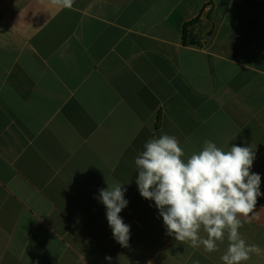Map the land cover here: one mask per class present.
Returning <instances> with one entry per match:
<instances>
[{"label": "crops", "instance_id": "crops-1", "mask_svg": "<svg viewBox=\"0 0 264 264\" xmlns=\"http://www.w3.org/2000/svg\"><path fill=\"white\" fill-rule=\"evenodd\" d=\"M164 134L184 159L251 146L264 193V0H0V264H223L226 237L177 241L140 195ZM117 183L128 247L99 199ZM241 220L264 264V195Z\"/></svg>", "mask_w": 264, "mask_h": 264}, {"label": "clouds", "instance_id": "clouds-1", "mask_svg": "<svg viewBox=\"0 0 264 264\" xmlns=\"http://www.w3.org/2000/svg\"><path fill=\"white\" fill-rule=\"evenodd\" d=\"M53 5L71 9L74 0H51ZM178 139L167 134L150 139L136 157V184L140 195L155 202L168 235L177 241L218 250L225 237L228 246L221 256L223 264H245L256 245L243 238L241 218L255 209L261 192V176L251 171L256 153L251 146L232 145L223 150L206 140L201 151L184 159ZM109 185V184H108ZM126 188L119 183L101 189L99 199L115 240L129 246L130 226L120 216L128 206ZM201 231L206 238L201 237ZM109 261L111 257H107Z\"/></svg>", "mask_w": 264, "mask_h": 264}]
</instances>
